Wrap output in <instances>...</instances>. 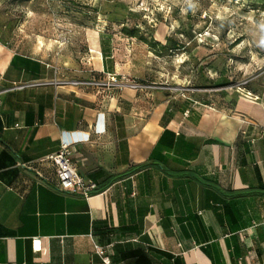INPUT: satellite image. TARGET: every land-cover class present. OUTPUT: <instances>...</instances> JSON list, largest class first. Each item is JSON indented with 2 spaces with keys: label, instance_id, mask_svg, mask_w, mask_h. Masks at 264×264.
I'll use <instances>...</instances> for the list:
<instances>
[{
  "label": "crops",
  "instance_id": "obj_1",
  "mask_svg": "<svg viewBox=\"0 0 264 264\" xmlns=\"http://www.w3.org/2000/svg\"><path fill=\"white\" fill-rule=\"evenodd\" d=\"M8 1L0 0V264H264V85L252 97L195 90L221 93L224 107L210 112L200 95H101L89 81L119 72L110 35L94 31L90 68L65 69L26 46ZM62 143L97 194L56 189L48 157Z\"/></svg>",
  "mask_w": 264,
  "mask_h": 264
},
{
  "label": "rangeland",
  "instance_id": "obj_2",
  "mask_svg": "<svg viewBox=\"0 0 264 264\" xmlns=\"http://www.w3.org/2000/svg\"><path fill=\"white\" fill-rule=\"evenodd\" d=\"M4 6L14 29L29 33L26 46L49 51L65 69L90 68L94 31L109 34L120 91L188 101L200 95L202 111L210 112L224 107L215 98L221 93L195 90L234 87L252 97L264 85V0H9ZM125 27L139 31L130 36ZM108 81L102 75L89 84L102 95Z\"/></svg>",
  "mask_w": 264,
  "mask_h": 264
},
{
  "label": "built area",
  "instance_id": "obj_3",
  "mask_svg": "<svg viewBox=\"0 0 264 264\" xmlns=\"http://www.w3.org/2000/svg\"><path fill=\"white\" fill-rule=\"evenodd\" d=\"M104 86L113 88L118 87V79L110 76V81L105 83ZM73 148L68 143H62L61 148L57 153L48 157L56 165L58 191L69 192L82 195L85 198H90L97 189L94 181L85 179L78 171L76 165L71 159ZM33 243L36 250H41V241L34 239ZM103 260L109 264V257L104 256Z\"/></svg>",
  "mask_w": 264,
  "mask_h": 264
},
{
  "label": "trees",
  "instance_id": "obj_4",
  "mask_svg": "<svg viewBox=\"0 0 264 264\" xmlns=\"http://www.w3.org/2000/svg\"><path fill=\"white\" fill-rule=\"evenodd\" d=\"M123 30H124V32H125L127 35H130V36H136V35H137V32L139 31L138 28H136V29H128V27H125V29H123ZM142 40H145V41H146V39H144V38H142ZM157 44H159V43H153V46H157ZM160 47L163 48V49L166 48L165 45H160ZM144 165H145V164L140 165L138 168H141V167H143ZM97 193H98V191L95 192V194H97Z\"/></svg>",
  "mask_w": 264,
  "mask_h": 264
},
{
  "label": "bare ground",
  "instance_id": "obj_5",
  "mask_svg": "<svg viewBox=\"0 0 264 264\" xmlns=\"http://www.w3.org/2000/svg\"><path fill=\"white\" fill-rule=\"evenodd\" d=\"M97 45V44H96Z\"/></svg>",
  "mask_w": 264,
  "mask_h": 264
}]
</instances>
